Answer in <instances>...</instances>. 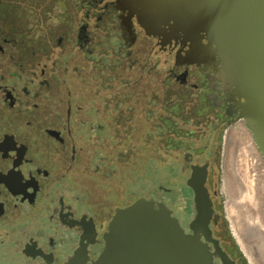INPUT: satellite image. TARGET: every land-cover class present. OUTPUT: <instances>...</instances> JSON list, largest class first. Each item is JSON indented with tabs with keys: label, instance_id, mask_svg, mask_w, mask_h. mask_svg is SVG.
Here are the masks:
<instances>
[{
	"label": "flooded vegetation",
	"instance_id": "obj_1",
	"mask_svg": "<svg viewBox=\"0 0 264 264\" xmlns=\"http://www.w3.org/2000/svg\"><path fill=\"white\" fill-rule=\"evenodd\" d=\"M27 5L37 22L28 39L0 37V247L18 264H65L82 246L95 259L117 208L139 198L168 205L183 177L190 231L187 179L207 165L215 211L211 239L202 238L213 264H251L223 191L244 141L232 134L241 127L253 138L245 103L263 86L247 32L224 33L218 14L215 32L173 20L148 31L131 0ZM145 139L156 143L148 158Z\"/></svg>",
	"mask_w": 264,
	"mask_h": 264
},
{
	"label": "water",
	"instance_id": "obj_2",
	"mask_svg": "<svg viewBox=\"0 0 264 264\" xmlns=\"http://www.w3.org/2000/svg\"><path fill=\"white\" fill-rule=\"evenodd\" d=\"M139 21L148 31L170 24L183 31L190 27L215 32L218 15L224 33L237 31L240 39L247 32L246 51L254 79L262 88L247 96L244 119L257 148L264 157V0H131ZM225 35V34H224ZM226 36V35H225ZM207 165L193 166L187 184L194 192L195 217L190 231L165 202L139 198L117 208L104 232V247L91 259L86 248H79L65 264H213L210 247L202 235L211 239L209 223L214 203L206 187ZM216 247L217 243L215 242Z\"/></svg>",
	"mask_w": 264,
	"mask_h": 264
},
{
	"label": "rangeland",
	"instance_id": "obj_3",
	"mask_svg": "<svg viewBox=\"0 0 264 264\" xmlns=\"http://www.w3.org/2000/svg\"><path fill=\"white\" fill-rule=\"evenodd\" d=\"M27 1L32 2L33 6H36V4H38V0L37 1L36 0H0V37H16L19 40L28 39V35H27L28 30L33 29V26L37 22L31 16L34 12L27 5ZM45 23L52 24L53 21L47 18ZM35 33L39 34V30H37ZM245 137H247V135ZM149 142L151 141H148V139H145V141L143 142L145 158H148L149 155L151 154L150 151L152 149L149 150V152L147 149L148 147H150L149 145L153 147L154 144H156L153 142L154 144L152 145V144H149ZM154 153H156L155 150L153 151V154ZM228 177L230 178V181H231L229 188H231L232 186H236L237 182H236L235 174L230 172ZM157 179L159 183H166L164 172L160 170V173ZM184 181H185V177L180 179L179 184L177 183L174 186L170 185V187H172L173 189L170 192V194L167 195L166 200H167L168 205L171 208H173L177 212V214L180 216L183 222V225L186 226L189 220L193 217L194 211L191 208V202L188 198V196L191 197V194L188 192V190L185 187L182 188L181 182H184ZM224 181H225V178H224ZM144 183H146V180H144ZM157 185L158 184H156V186ZM227 189H228V186H226L224 182L223 191H224L225 197L229 194V197H226L225 206H224V214L226 216V222L228 224V227L232 235L234 236L235 240L237 241L239 247L243 250V252L245 251L244 253H246L245 255L247 256L248 260L250 259L251 253L247 249L252 247V249L254 248L255 255H257L258 263L260 264L261 260H259V258L263 255L262 250L258 247L255 248V246H253L252 239L248 237L249 234L246 235L247 234L246 228L236 223L238 222V219H239L236 217V214L228 212L226 202L228 201L231 202L232 198L230 197V193ZM234 227L235 229H233ZM243 243L246 245H244ZM0 264H18V263H17L16 258H14V256L6 248L0 247Z\"/></svg>",
	"mask_w": 264,
	"mask_h": 264
},
{
	"label": "bare ground",
	"instance_id": "obj_4",
	"mask_svg": "<svg viewBox=\"0 0 264 264\" xmlns=\"http://www.w3.org/2000/svg\"><path fill=\"white\" fill-rule=\"evenodd\" d=\"M246 135L247 137H245ZM232 136L243 137L244 141L239 148L236 171L233 173L237 185L229 188L231 184L229 174L225 175L224 182L228 186L227 190L232 198L231 202H226V206L228 212L236 214V217L239 218L236 223L246 228V235L249 234L248 237L252 239L253 246L264 250V157L258 151L256 142L247 129L238 127ZM226 197H229V194ZM247 250L251 253L250 262L259 264L254 248L250 247Z\"/></svg>",
	"mask_w": 264,
	"mask_h": 264
}]
</instances>
